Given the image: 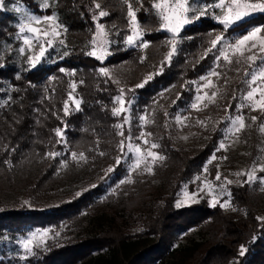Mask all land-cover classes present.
I'll return each mask as SVG.
<instances>
[{"label":"trees","instance_id":"1","mask_svg":"<svg viewBox=\"0 0 264 264\" xmlns=\"http://www.w3.org/2000/svg\"><path fill=\"white\" fill-rule=\"evenodd\" d=\"M23 1L39 15L56 12L68 28V41L75 44L69 56L49 68L39 67L17 77L16 68L0 67V88L6 86V82L13 88L10 101L0 110V188L30 185V192L45 193L56 189L63 181L55 174L59 162L46 158L49 152L64 151L66 155L86 152L93 159L92 173L114 164L116 157L121 156L119 142L122 137L115 128L119 120L112 114L120 88L111 79L99 76L98 69L128 64L132 73L128 81L131 85L138 84L145 75L159 70L160 53L165 50L155 49L160 47L165 35L157 33L155 17L141 8L138 18L146 29V39L152 49L148 52V59L141 62L144 54L130 49L118 51L107 62L101 63L87 56L82 49L95 31L97 21L92 19L98 14L95 3H100L102 9L110 13L99 21L119 31L122 41L128 34L126 6L122 0H56V5L45 11L35 0ZM254 24H264V14L247 19L234 29L247 30ZM221 29L220 25L207 18L183 31L184 42L177 56L170 64H164L163 71L144 87L135 89L137 98L132 106L135 118L151 106L160 90L170 86L180 94L179 105L189 100L188 82L206 72L212 60V56H207L197 63L198 54L203 51L199 49L207 47L211 33ZM63 66L75 70L76 79L84 82L77 89L82 100L81 110L67 116L63 103L70 80L60 72ZM50 74L56 79L49 81ZM175 109L168 106L169 111ZM166 120L165 113H160L149 128L159 137L160 152L165 157L161 172V177L166 180L164 186L138 181L129 188L127 198L102 205L95 202L96 196L102 192L99 185L50 210L0 213V224L18 228L65 221L82 226L88 221V225L82 227L81 235L63 246L51 248L37 264H264V223L254 213L249 212L245 217H229L220 206L211 207L205 201L179 209L174 207L181 184L209 159L218 136L213 137L205 148L190 154L174 146L165 126ZM57 127L65 129L66 142L63 145L57 143L54 131ZM123 132V139H126L129 131L124 128ZM99 151L104 155L101 156ZM122 171L123 165L119 164L113 173L119 178ZM19 176L26 181L16 182L15 178ZM236 193L238 202L248 206L249 187H241ZM161 200L164 204L157 207L148 205L151 201ZM138 220L143 231L129 233L131 224ZM194 228L200 230V240H191L182 247L174 246L178 234ZM241 246L246 248L244 256L239 255ZM233 260L239 262L234 263Z\"/></svg>","mask_w":264,"mask_h":264},{"label":"rangeland","instance_id":"2","mask_svg":"<svg viewBox=\"0 0 264 264\" xmlns=\"http://www.w3.org/2000/svg\"><path fill=\"white\" fill-rule=\"evenodd\" d=\"M35 2L39 5V8L43 11L44 9L41 5L43 0H35ZM217 0H193L192 7L196 9L198 7H204L208 4L215 3ZM50 5L49 8L54 7L56 5V0H48ZM152 0H142L143 10H145L148 14L153 15L155 17L154 10L151 8ZM15 7H20L22 12L17 13L13 9ZM133 7H140L139 4L134 3ZM39 15L34 12V9L31 8L27 4L26 1L23 0H6V9L4 11H0V67H13L18 70L17 77L22 72H27L34 70L39 67H52L55 64L62 62L66 57L61 59V56L64 51H68L69 54L72 52L74 45L68 41V32L66 34V47L58 46V50H49L48 55L42 61L40 65L36 68H30L26 63V57L19 53V47L22 46V41L17 38L18 36V25L20 20L23 18L24 13ZM56 13V12H55ZM218 9H210L209 14L201 17L199 19H194L193 22L187 25L180 33L178 37L179 43L177 45V52L180 50V46L182 44V34L183 31L195 24H199L203 19H210L215 24H218V21L214 19V14H218ZM57 14V13H56ZM198 14V13H197ZM261 13L253 14L242 21L237 22L235 25L231 26L228 30H224L223 26L221 30L216 31L215 33H211V39L215 37L216 34L223 33L225 39L234 42L239 36L247 34L254 27H264V24H254L247 27V30H237L234 27H237L239 24L244 22L247 19H250L254 16H257ZM190 17L193 16V13L189 14ZM59 17V15L57 14ZM101 19V18H100ZM154 20L158 22V19L155 17ZM60 21V19H59ZM61 22V21H60ZM62 23V22H61ZM99 23H101L99 21ZM63 24V23H62ZM105 25L106 30L109 32V40L111 41L109 45V52L111 53L103 62H107V60L112 57L114 54H117L119 51H125L130 49H137L144 54L142 57H147L148 52L151 49V43L148 39H146V35L144 36V40L148 41L150 47L146 50L141 49L139 47H128L124 44V39L120 41L119 31L115 30L114 27L108 26L107 23H103ZM157 33L165 35L164 39L162 38V42L160 43V47L157 46L155 50H165V52L160 53V65L159 70L156 72H152L150 74L155 75L159 74L161 61L164 59L167 51L169 50V45L167 41L171 39V34L159 30V23L157 27H155ZM2 34V35H1ZM210 39V40H211ZM91 40V38H90ZM89 40V41H90ZM87 41L85 45L82 46L84 52H88L91 50V45ZM210 42V41H209ZM78 45V44H77ZM210 47V43L205 48H200L199 50H203L198 54L197 63L206 58L207 56H212V60L208 65L206 72H204L198 78L189 81L188 85H190V98L183 102L182 105H179L177 102L180 99V94L175 91L174 86H170L168 88L160 90L150 107H146L142 113L135 118L132 114V106L136 101V94H134L136 85H131L128 81L131 76V68L128 64L121 63L119 65H107L106 68L109 69L111 74V80H119L120 83L119 88L125 89V99L126 101H130L129 104L126 105L128 107V112L122 114L121 116L116 117L119 121L117 124H123V130L126 128L129 131V135L126 137L125 144H140L141 147H147L143 145V141L139 139L141 132L148 133L149 128L155 124L157 120V115L160 113H167L165 126L169 130V134L174 142V146L177 149H182L187 153L192 154L194 151H199L205 148L210 140L214 137L218 136V141L214 147L212 154L209 156V159L202 165L201 169L197 171L192 177L187 179L185 182L181 184L180 190L176 194V200L174 202V207L178 201H183L185 199L184 192L187 191L189 194H195L192 200H189L187 203L182 204L181 207H188L193 204L199 203L201 201L207 202L211 206V195L208 193L207 189L204 187L205 182H210L215 190V194L218 196V199L223 202L225 199H229L227 195H220V185L226 177L228 180H231L233 183L230 185H226L227 190L231 193L230 197V208H221L225 214L230 216H240L245 217L249 212H252L256 215V217H264V191H261V187H264L260 184L259 179L256 182L251 184L243 183L246 179L245 176H237L235 175L238 172H244L250 170L254 163H264V133H261L259 130V126L264 124V115H262L259 111H251L248 107L240 108V104H246L243 101L242 96L247 91V86L242 83L244 76L243 71L246 65H226L222 60L219 61V67H217V61L215 60V56L218 54L216 50H213L211 53L205 57L204 53ZM160 52V51H158ZM157 52V53H158ZM85 53V54H86ZM159 54V53H158ZM87 55V54H86ZM69 56V55H68ZM88 56V55H87ZM177 56V55H175ZM174 56V57H175ZM90 57V56H89ZM141 57V58H142ZM203 57V58H202ZM94 58V57H93ZM144 59L143 61H145ZM141 61V60H140ZM168 64V63H165ZM65 71L63 72L66 77L70 80L69 85L72 81L80 84L75 75V70H70L66 67H61ZM60 68V69H61ZM239 68V71L237 69ZM100 69V68H99ZM98 69L99 76L104 78L102 74H100ZM215 69L217 72L221 73L219 77H212L216 88L209 89H201L200 94L207 91L209 95H211L212 91L219 89L218 95L216 98V102L212 104H208L206 108H203L202 111H196L191 108V104L195 102V97L197 95V88L199 85L205 83L200 78L202 76L208 75ZM61 72V71H60ZM68 73H73V75H69ZM148 74V75H150ZM148 75L143 77V80L138 84L142 83ZM56 77L53 74L48 75V80L53 81ZM107 78V77H106ZM152 78V79H153ZM151 79V80H152ZM150 81V80H149ZM148 81V82H149ZM117 84V83H116ZM147 84V83H146ZM145 85V84H144ZM48 89V88H47ZM74 95L81 100L78 95V90ZM131 89V91H129ZM13 88L9 86L8 82H6V86L0 88V110L10 101L11 91ZM71 91L70 87L67 92ZM49 93H47L48 95ZM119 95V94H118ZM66 98V100H67ZM177 103V104H176ZM82 104V100H81ZM70 106V114H73L77 111H74V105L69 102ZM114 106H118L115 103ZM113 106V107H114ZM169 107H175L174 111H169ZM230 106V107H229ZM228 111H225V109ZM69 114V115H70ZM238 114H243L246 118V125L248 127L238 134L239 138L232 137L230 135L226 138V130L230 126L229 120L227 118H234ZM127 115L129 118V122L124 124L123 116ZM180 116L182 119L187 117L184 120L183 124H179L176 121V117ZM251 116H257L258 119L255 123L251 121ZM141 117H146L149 123L145 124ZM198 120H204L205 125H200L197 123ZM137 129L136 131H134ZM65 130V129H64ZM119 130V129H118ZM120 131V130H119ZM151 133V132H150ZM130 137V139H129ZM58 140L60 139L57 137ZM151 142L159 144V148L154 149V151L158 152L160 155V143L159 137L152 134L150 137H146ZM66 142V134L64 132V141L59 144H65ZM225 143L228 147L227 150L219 149L220 143ZM60 153L59 156L55 158H50L46 155V158L57 160L59 164H57L56 168V177L62 178V182L56 189L49 190L45 193H33L30 192L31 186L27 187H15L9 189H1L0 188V213L13 211V210H50L52 208H56L64 203H68L76 198H79L83 193L92 190L93 188L101 186V193L97 195L95 198V202L107 205L113 202H117L119 200L125 199L129 196V188L135 182L140 181L141 183H146L149 185H156L158 187L164 186L166 180L161 177L162 169L165 166V159L163 161L158 162L154 168L153 173L149 174L147 172H143L142 170H137L136 172L130 171V165L132 163V155L127 152V148H125L124 153L121 154V163L123 165V171L120 173L119 178L115 176V173L108 172L107 169L109 167L116 168L118 165L116 163L110 164L102 167L99 171H93V159H91L86 152L85 154L86 160H76L72 159L71 154L66 155L64 151H58ZM100 152V151H99ZM98 152V153H99ZM100 154V153H99ZM213 155L217 158L212 159ZM163 156V155H162ZM222 157H227V159H222ZM66 164V166H64ZM143 167V166H142ZM205 169L207 171L205 172ZM217 171L221 174V180H215V175ZM112 173L114 175H112ZM131 176L132 182L129 183L128 178ZM258 177H264V173L257 172ZM3 177V176H2ZM16 182L24 183L26 181L23 176H19L15 178ZM121 181H125L121 183ZM243 184V186H241ZM95 185V187H93ZM174 186V184H173ZM169 186L168 187H173ZM248 186L249 187V205L243 206L238 202V196L236 193L237 189L241 187ZM79 193V195H77ZM27 202V203H26ZM164 204L163 200L161 201H151L148 205L153 207H157L158 205ZM219 206V204H217ZM212 207V206H211ZM177 208V209H179ZM234 209V210H233ZM260 221V220H259ZM88 221H85L84 224H78L76 222H65L59 221L55 224H46V225H34L28 224L24 225V227H10L9 224H0V264H37L42 256L49 252V250L53 247L63 246L64 244L72 241L75 237L81 235L82 227L87 226ZM261 222V221H260ZM72 225V226H71ZM49 230V237L47 238V242L44 246L34 247L33 255H27L20 241L22 239H27L28 236L32 232ZM129 233L137 234L143 231V227L141 221L138 220L137 223L131 224L128 229ZM59 233V235H56ZM200 230L197 228L191 229L187 232H183L178 234L174 246L182 247L189 244L191 240H200ZM246 254V252H245ZM22 256H26V259H21ZM234 263L239 262L238 260H233Z\"/></svg>","mask_w":264,"mask_h":264},{"label":"snow or ice","instance_id":"3","mask_svg":"<svg viewBox=\"0 0 264 264\" xmlns=\"http://www.w3.org/2000/svg\"><path fill=\"white\" fill-rule=\"evenodd\" d=\"M123 4L126 6V21L128 34L124 36V44L128 47H139L141 49H148L150 44L148 41L144 40L146 35V29L142 26L141 21L138 18V13L143 7L142 0H122ZM137 3L140 7H133V4ZM193 0H152L151 8L154 10L155 17L158 19L159 30L166 31L171 34V39L167 41L169 45V50L167 51L164 59L161 61L160 71H163V66L165 63L170 64L173 57L177 52V45L179 43L178 37L181 31L189 24L193 22L194 19H199L209 14L210 9H218L219 13L214 14V19L218 21L220 25L223 26L224 30H228L231 26L235 25L237 22L256 14H264V0H217L215 3L208 4L204 7H198L193 9ZM44 9L50 7L48 0H43L42 5ZM6 9V0H0V11ZM95 9L98 10V14L93 15L92 19L97 21L95 24V31L89 41L91 45V50L86 54L90 57H94L96 60L103 62L108 56L111 55L109 52V45L111 41L109 40V32L106 30L103 23H99L100 18L108 17L110 13L102 9L100 3H95ZM15 12L20 13L22 9L20 7H15L13 9ZM190 13L193 16L190 17ZM198 13V14H197ZM68 28L59 21V17L55 12L50 15L37 16L28 13H24L23 18L20 20L18 25V36L17 38L22 41V46L19 47V53L26 57V63L30 68H36L42 63L45 57L48 55L49 50H58V46L66 47V34ZM210 47L204 53L206 57L208 53L216 50L218 53L215 56L217 61V67H219V61H223L226 65H241L244 64L246 67L243 71L244 79L242 83L247 86L246 93L243 94L242 99L246 104H240V108L248 107L251 111H259L264 115V27H254L247 34L239 36L234 42H230L225 39L223 33L216 34L213 39L210 40ZM69 55L68 51H64L61 59ZM147 57H142L141 62ZM203 58V57H202ZM2 66V65H0ZM61 72L65 70L60 69ZM239 71V68L237 69ZM100 74L104 77L111 79V74L109 69L106 67H101L99 69ZM73 75V73H68ZM221 73L213 69L206 76H202L200 79L205 81L202 85L197 88V95L195 97V102L191 104V108L196 111H202L206 108L208 104L216 102L219 89L212 91L211 95L207 91L200 94L201 89L216 88L212 77H219ZM153 78L150 74L147 78L140 84H137V88L144 87L149 80ZM55 79V78H53ZM114 83L119 84V80H114ZM83 84V81L79 82ZM71 91L68 93L67 100L63 103V111L67 116L70 114L69 102L74 105V111L81 110V100L78 99L74 93L77 89V83L72 81L69 85ZM131 91V89H129ZM179 99V96L177 97ZM115 103L118 106L112 108L113 116H121L122 114L128 112L127 104L130 101L125 99V89H119V95L115 96ZM203 106V108H202ZM230 107V106H229ZM225 111H228L226 108ZM167 115V113H165ZM180 116L176 117V121L179 124H183L184 120ZM229 120L230 126L226 130V138L228 135L232 137L239 138L238 134L244 131L248 125H246V118L243 114H238L234 118H227ZM257 116H251V121L255 123L257 121ZM141 120L147 124L150 121L146 117H141ZM124 124L129 122L127 115L123 116ZM198 124L205 125L204 120H198ZM115 128L120 131L117 133L122 137L119 142V149L123 154L125 148L127 152L132 155V163L130 165V171L136 172L137 170H142L149 174L153 173L154 166L165 159L164 156L160 155L154 149L159 148V144L151 142L146 137H150L152 133L141 132L139 139L143 141V145L147 147H141L140 144H125L123 124H116ZM261 133H264V124L259 126ZM56 137L60 139L57 143L64 141L65 130L57 127L55 130ZM130 139V137H129ZM227 145L223 142L220 143L219 149L227 150ZM264 151V149H262ZM48 157L55 158L60 155L59 152H49ZM103 156L104 153L100 152ZM72 159L76 160H86L85 154L83 152L71 153ZM217 157L213 155L212 159ZM222 159H227V157H222ZM264 159V157H261ZM116 165L121 163V157L117 156ZM66 166V164L64 165ZM143 166V167H142ZM114 167H109L108 172H113ZM207 169H205V172ZM264 173V163H254L250 170L244 172H238L235 175L245 176L246 179L243 183L251 184L259 179V182L264 186V177H258L257 172ZM215 180H221V174L217 171L215 175ZM125 181H121L124 183ZM132 182L131 176H129L128 181ZM233 182L228 180L226 177L221 183L220 195H227L229 199H225L221 202L218 196L215 194V190L210 182H205L204 187L207 189L208 193L211 195V206L216 207L217 204L221 208H230V197L231 193L227 190L226 185H230ZM243 186V184L241 185ZM95 187V185L93 186ZM261 191H264V187H261ZM79 195V193H77ZM195 194H189L187 191L184 192L185 199L183 201H178L176 207L179 208L182 204L187 203L189 200L193 199ZM27 203V202H26ZM234 210V209H233ZM262 223H264V217H257ZM59 235V233H56ZM49 237V230L32 232L27 239H22L20 244L27 255H33L34 247L44 246ZM246 248L241 246L239 249V255L244 256ZM26 256H22L21 259H26Z\"/></svg>","mask_w":264,"mask_h":264}]
</instances>
